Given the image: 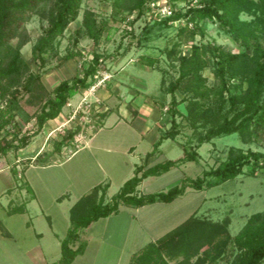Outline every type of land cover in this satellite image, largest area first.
Returning a JSON list of instances; mask_svg holds the SVG:
<instances>
[{
  "label": "rangeland",
  "instance_id": "rangeland-1",
  "mask_svg": "<svg viewBox=\"0 0 264 264\" xmlns=\"http://www.w3.org/2000/svg\"><path fill=\"white\" fill-rule=\"evenodd\" d=\"M153 2H156L162 9L171 7L175 11L183 12L191 5L189 0H152L151 3ZM193 3L198 5L199 1ZM87 9L95 11L99 19L109 20L112 27L111 37L107 40L106 33L97 51L112 55V57L105 65H102L92 87L81 90L70 100L62 114L56 120L46 123L37 136H33L38 130L35 117L40 111L41 102L33 94L20 90L19 108L15 111L16 122L19 124L22 135H31L32 138L27 147L18 151L10 150L6 156L0 155V218L7 221V224H12L7 214H10L11 210L22 208L27 204H24V201L31 200L32 195L36 196V200L31 203L33 204L31 213L36 214L40 210L43 211L56 221L58 229L63 230L62 227L65 224L62 218L63 212H67L66 207L70 203L76 204L83 196L102 184H110L106 197L107 202L112 201L119 194L124 184L135 175L136 167L143 163H140L141 159H138V156L133 161L130 160L128 152L124 153L126 147L136 143V135L124 124L114 128L110 125L124 119L123 116L127 117L130 122L135 120L140 113L137 107L141 104V106H154L159 111V120L156 121L158 139L171 131L173 126L172 97L162 90L161 82L165 79L167 87L179 77V63H173L168 58L167 51L177 47L183 55H190L192 44L206 46L209 50L206 56L208 67L203 74L207 78L209 87L220 88V83L214 74L216 58L209 45L219 46L234 53L244 50V47L224 33L216 22L207 21L205 34L203 36L198 34L195 39H192L189 32H182L185 27L193 28V24H188L186 20L164 25L162 19H155V23L153 20L155 17L150 20V16L146 14L145 18H141L131 27L129 23L136 18L137 12L134 14L124 12L118 17V22H115L112 19V0H84L80 18L71 24L61 40V45L58 47L60 56L49 60L45 68L40 71L42 81L48 91H53L62 81L71 80L81 74L83 65L92 60L93 42L90 39L86 37L79 40L77 46L73 44L76 33L82 25L83 14ZM123 17H127L126 21L122 20ZM242 18L250 20L247 15H243ZM30 22L33 25L29 31L32 41L23 48L22 53L32 63L34 73H37L39 68L32 60V49L38 39L45 34L48 23L43 22L38 16H34ZM73 49L80 50L83 56L59 67L62 57ZM142 56L155 58L156 68L142 63ZM238 83V80L230 82L226 97L237 93L235 86ZM244 87L247 88V84H244ZM176 95L178 100L183 99L181 93L177 92ZM134 97L139 98L134 99ZM5 105V102H0V107ZM186 106L187 103H183L177 107L179 114L175 118L178 124L176 139H168L164 144L162 143L151 165L164 163L167 160L179 161L187 157L185 147H188L189 153H198V161L182 163L168 173L148 178L145 184L138 188L140 195L166 193L176 186H181L186 179L204 177L206 171L217 168L227 159L228 152L233 147L242 148L244 151L253 150L264 153V130L249 142L242 141L238 134H232L200 145L199 132H195V128L187 120ZM9 131V133L2 132L1 137L7 136L9 140L12 139L16 130L10 127ZM97 131L100 136L98 141L112 137L114 140L108 141L116 144L114 146L120 144L118 151L107 152L93 148L91 145L85 146L88 136ZM70 133H74L75 136L68 138L61 150H57V144ZM105 140L104 143H106ZM146 148H149L147 142L140 148V153H143ZM249 171L246 167L244 174L237 179L229 180L213 188L205 187L200 191L188 188L186 194L177 198L167 210H162L165 204H158L153 213V219L151 218L146 225L155 239L144 247L136 246V254L141 253L151 243L157 242L180 226L176 227V225L185 223L200 208L197 213L200 218L216 223H221L226 218L231 219L229 236L233 239L232 242L229 243L221 258L214 263L208 262L207 264L237 263L241 252L234 243V239L243 231L253 215L264 212V169L260 170L256 176H251ZM125 178L129 179L124 181ZM13 191H16L19 196L17 194L11 196L14 202L9 207L7 200L9 192ZM64 196L65 198L60 201L59 198ZM55 197L59 202L52 205ZM2 205L7 209L5 213ZM169 212H176L179 216L169 221ZM68 214L70 215V211ZM20 225L18 220L12 224L15 233H18ZM221 239L224 237L218 238L217 241ZM212 246L213 244L208 245L204 250ZM182 259L183 257H179L172 260L167 257L170 264H175Z\"/></svg>",
  "mask_w": 264,
  "mask_h": 264
},
{
  "label": "trees",
  "instance_id": "trees-1",
  "mask_svg": "<svg viewBox=\"0 0 264 264\" xmlns=\"http://www.w3.org/2000/svg\"><path fill=\"white\" fill-rule=\"evenodd\" d=\"M151 1L112 0V19L118 22V17L124 12H137L136 18L129 23L133 27L152 10ZM189 1L191 5L185 12L173 9L171 16H158L153 19L154 22L156 23L155 19H162V24L171 25L186 20L188 24H193V28L185 27L182 32H189L192 39L198 34H205L207 21L216 22L244 50L234 53L209 45L216 58L214 74L220 88L209 87L203 74L208 67L206 56L209 50L206 46L192 44L190 55H183L177 47L167 51L168 58L173 63H179V77L167 87L165 79L161 82L162 90L172 97L171 131L154 145V150L147 155L146 162L136 167L135 175L124 184L112 201L106 200L110 184H102L83 196L71 208V227L62 241V258L55 264H72L86 249L85 243L75 248L81 231L100 219L119 213L122 205L144 207L158 202L170 203L183 196L188 188L204 190L205 187L213 188L235 180L244 174L246 167L249 168L251 176H256L264 169V153L233 147L229 150L227 159L217 168L206 171L204 177L186 179L181 186L166 193L139 194L138 188L144 180L168 173L182 163L198 161V153H189L188 147H185L187 157L179 161L167 160L153 166L147 164V160L158 152L164 140L176 139L178 124L175 118L179 114L177 107L181 104L187 103V120L195 128V132H199L200 145L232 134H238L242 141L249 142L264 130V0H198V5L193 3L197 0ZM83 3L84 0H0V102L6 103L4 107H0V155L6 156L10 150L18 151L27 147L32 138L31 135H22L16 122L15 111L19 108L20 90L33 94L41 102L40 111L35 117L38 130L33 136H37L46 123L56 120L62 114L70 100L81 90L92 87L102 65L112 57L97 51L104 35L107 33V40L111 37L112 27L109 20L99 19L95 11L87 9L73 44L77 46L79 40L86 37L90 39L93 42L91 62L83 65L81 74L71 80L62 81L53 91H48L45 87L40 71L49 60L60 56L58 47L61 40L71 24L80 18ZM243 15L250 17V20H244ZM34 16L48 23L45 34L32 49V60L39 68L37 73H34L32 63L22 53L23 48L32 41L29 31L23 26ZM126 19L127 17L122 18L123 21ZM16 37L19 39L16 40ZM82 56L80 50H70L62 57L59 67ZM141 62L153 68L157 65V60L153 57L142 56ZM233 80L239 81L235 86L237 93L226 97L228 85ZM244 84H247V88ZM177 92L183 95V99L178 100ZM10 127L16 130L14 137L10 140L7 136L1 137L2 132H10ZM74 136V133H70L57 144V150H61L64 142ZM64 198L65 196L59 200ZM20 212H23V208L11 210L9 213ZM197 213L162 239L151 243L141 253L135 254L132 264H170L167 257L172 260L183 257L175 264L216 262L233 240L229 236L231 219L226 218L223 222L216 223L200 218ZM220 237L224 239L217 241ZM234 243L241 252L235 264H264V212L249 219ZM211 244L212 247L204 250ZM194 259L196 260L193 261Z\"/></svg>",
  "mask_w": 264,
  "mask_h": 264
},
{
  "label": "crops",
  "instance_id": "crops-1",
  "mask_svg": "<svg viewBox=\"0 0 264 264\" xmlns=\"http://www.w3.org/2000/svg\"><path fill=\"white\" fill-rule=\"evenodd\" d=\"M142 97L145 98L144 96ZM135 98L138 99L139 97ZM137 108V110H140V113H138L135 120L130 122L127 117L123 116L124 119L110 126L114 128L124 124L136 135V143L126 147L124 153L128 152L131 157L130 160L135 161L138 156V159H141L140 163H144L146 162L147 155L153 151L156 142L160 140L156 135V132H158L156 121L159 120L158 117L160 115L154 106H141L140 104V107L138 106ZM98 131L88 136L85 146L91 145L93 148L102 149L107 152L118 151L120 144L114 146L116 144H111L108 141H113L112 137H107V140L104 139L106 143L103 142L104 140L98 141L100 138ZM165 141H163V144ZM145 142L148 143L149 148L140 153L139 150ZM154 158L153 156L147 160L148 165H151V161ZM134 164L137 165L136 163ZM127 179L129 178H125L124 181ZM146 181L147 179L144 180L142 185ZM9 194L7 206L11 207L14 202L11 196L16 194L19 196V194L16 191L9 192ZM35 200L36 196L32 195L31 200L24 201V204H27L22 206L23 212L7 214V218L11 220L12 224L17 220L21 224L18 228V233H15L12 224H7V221L0 218V264H55L61 260L62 241L67 236L71 227L68 212L75 203H70L66 207L67 212H63L62 218L65 224L62 227L63 230H60L57 228L56 221L50 215L44 214L41 210L36 214L31 213L33 205L31 203L35 202ZM57 201L58 198L55 197L52 200V205H55ZM173 202H158L144 207L122 205L119 213L94 222L90 227L81 231L80 239L76 243L75 248L85 243L86 249L83 254L75 258L72 264H132V258L137 253L136 246L144 247L155 239L146 225L148 221H151L156 206L158 204H165L164 209H162L164 211L168 207L170 208ZM2 207L4 208L3 212L7 211L5 206L2 205ZM199 210L200 208H198L197 212ZM169 213V221L179 216L176 212ZM1 220H3V223H1ZM181 224L176 225V227Z\"/></svg>",
  "mask_w": 264,
  "mask_h": 264
},
{
  "label": "built area",
  "instance_id": "built-area-1",
  "mask_svg": "<svg viewBox=\"0 0 264 264\" xmlns=\"http://www.w3.org/2000/svg\"><path fill=\"white\" fill-rule=\"evenodd\" d=\"M150 5H151L152 10L147 13V16L148 17L150 16V20L151 18H154V17L156 18L158 16L168 17V16H171L173 13V8L171 7L169 8L164 7L162 9L161 7H159V5L156 2H153Z\"/></svg>",
  "mask_w": 264,
  "mask_h": 264
},
{
  "label": "clouds",
  "instance_id": "clouds-1",
  "mask_svg": "<svg viewBox=\"0 0 264 264\" xmlns=\"http://www.w3.org/2000/svg\"><path fill=\"white\" fill-rule=\"evenodd\" d=\"M23 27H24V29H26V30H28V31H31L33 25H32L31 22H26L25 25H24ZM15 39L18 40L19 38L16 37ZM26 47H27V45H26Z\"/></svg>",
  "mask_w": 264,
  "mask_h": 264
}]
</instances>
